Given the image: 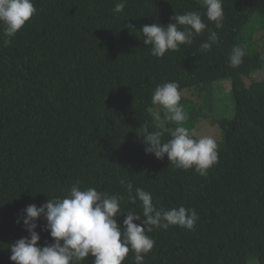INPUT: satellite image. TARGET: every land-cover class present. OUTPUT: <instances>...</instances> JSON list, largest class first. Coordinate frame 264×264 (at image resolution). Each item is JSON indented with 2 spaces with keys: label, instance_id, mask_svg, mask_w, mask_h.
I'll use <instances>...</instances> for the list:
<instances>
[{
  "label": "trees",
  "instance_id": "1",
  "mask_svg": "<svg viewBox=\"0 0 264 264\" xmlns=\"http://www.w3.org/2000/svg\"><path fill=\"white\" fill-rule=\"evenodd\" d=\"M118 2L33 0L37 14L9 46L0 35V264H13L9 245L29 235L17 223L22 211L65 196L77 180L82 190L124 196L122 210L143 219L121 178L150 192L157 207L184 206L199 216L195 231L148 233L155 247L145 264H249L251 258L264 264V82L243 81L262 69L263 58L241 39L255 17L264 29V0H222V29L207 20L199 0H126L115 14ZM186 12L200 13L208 30L179 52L152 56L139 31ZM209 31L219 43L200 52ZM236 45L247 55L231 68ZM228 79L236 112L219 121L225 144L207 177L145 153L143 125L162 131L164 142L175 127L151 102L158 85L176 82L183 92ZM124 219L118 218L121 226ZM38 224L40 245L52 243L43 218ZM133 257L130 251L124 264H134Z\"/></svg>",
  "mask_w": 264,
  "mask_h": 264
},
{
  "label": "clouds",
  "instance_id": "2",
  "mask_svg": "<svg viewBox=\"0 0 264 264\" xmlns=\"http://www.w3.org/2000/svg\"><path fill=\"white\" fill-rule=\"evenodd\" d=\"M126 0H119L113 8L115 14L124 12ZM207 20L216 29L223 28L224 10L222 0H203ZM38 10L33 0H0V27L3 45L9 46L16 35L33 19ZM173 22L144 25L139 31L143 44L150 54L164 58L169 52H179L182 46L193 44L195 37L208 30L198 12L176 14ZM129 27L132 26L129 24ZM219 43L216 31H209L206 41L199 45L200 52H209ZM247 55L246 48L236 45L228 57V66L238 68ZM179 85L166 82L158 85L151 102L167 114L175 127L168 129L171 138L164 142L163 132L149 131L146 125L138 130L145 145V153L157 159L168 158L177 169L194 170L202 177L219 162L218 143L212 136H200L186 127L187 114L180 101ZM159 119V116H156ZM121 188L127 193L129 204L140 202L143 219L132 210L123 211L121 204L125 197L98 191L95 187L82 190L79 180L75 181L63 197L49 199L42 206L28 205L20 214L29 234L9 245L13 264H85L92 258V264H124L130 251L134 253V264H145V257L155 247V241L148 235L154 229L167 231L180 227L195 231L199 216L195 209L184 206L166 209L157 207L153 196L143 188L135 187L125 178L120 180ZM124 216L123 225L118 218ZM43 218L45 229L52 243L40 245L37 232L38 221ZM139 221L140 223H135Z\"/></svg>",
  "mask_w": 264,
  "mask_h": 264
},
{
  "label": "rangeland",
  "instance_id": "3",
  "mask_svg": "<svg viewBox=\"0 0 264 264\" xmlns=\"http://www.w3.org/2000/svg\"><path fill=\"white\" fill-rule=\"evenodd\" d=\"M203 4V0H199ZM257 17L244 29L242 42L253 52L259 51L263 58L262 69L255 71L250 77H243L247 87L256 82H264V29L256 24ZM181 105L187 114L186 127L200 136H212L218 147L225 144V135L219 121L232 118L236 112V103L233 95V81H217L209 86L196 87L181 92ZM153 111L155 116L161 115L160 109ZM165 126L164 122L160 123ZM249 264H259V260L251 258Z\"/></svg>",
  "mask_w": 264,
  "mask_h": 264
}]
</instances>
